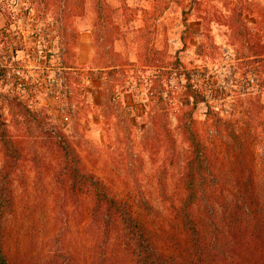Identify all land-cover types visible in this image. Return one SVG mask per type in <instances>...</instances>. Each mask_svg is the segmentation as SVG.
Instances as JSON below:
<instances>
[{"label":"rangeland","instance_id":"1","mask_svg":"<svg viewBox=\"0 0 264 264\" xmlns=\"http://www.w3.org/2000/svg\"><path fill=\"white\" fill-rule=\"evenodd\" d=\"M0 13V65L12 67L0 71V115L22 153L2 219L10 264H94L100 253L90 198L69 191L48 131L177 257L184 120L212 173L193 206L206 229L246 182L264 192V0H0ZM183 73L198 95L189 115Z\"/></svg>","mask_w":264,"mask_h":264},{"label":"trees","instance_id":"2","mask_svg":"<svg viewBox=\"0 0 264 264\" xmlns=\"http://www.w3.org/2000/svg\"><path fill=\"white\" fill-rule=\"evenodd\" d=\"M7 27L8 22L0 29V38H8ZM14 52L15 49L12 55ZM10 68L3 62L0 65V71ZM183 78L187 83L185 95L192 99L189 115L196 107L198 95L192 78L186 73ZM5 100L11 102L12 98ZM14 102L18 108L30 112L17 97ZM182 128L190 151L182 176L186 194L179 206L174 207L186 239L178 257L156 247L150 231L126 200L114 198L100 179L81 170L75 150L62 133L47 132L62 153L59 175L66 178L69 191L85 193L90 198L87 227L94 234L96 244L98 241V247H94L100 248L94 264H264V192L256 183L246 182L232 205L217 213L215 210L206 229L195 216L193 206L205 194L203 185L212 179L209 159L191 121L184 120ZM0 146L4 156L0 168V264H10L2 246V219L11 207L10 176L22 153L2 124L1 115Z\"/></svg>","mask_w":264,"mask_h":264},{"label":"crops","instance_id":"3","mask_svg":"<svg viewBox=\"0 0 264 264\" xmlns=\"http://www.w3.org/2000/svg\"><path fill=\"white\" fill-rule=\"evenodd\" d=\"M5 24H6V20L5 18L1 15L0 13V29L1 28H4L5 27ZM87 36V34L85 33V37Z\"/></svg>","mask_w":264,"mask_h":264}]
</instances>
